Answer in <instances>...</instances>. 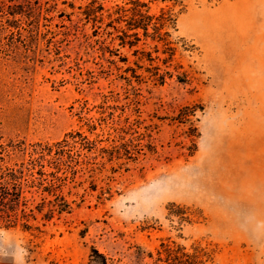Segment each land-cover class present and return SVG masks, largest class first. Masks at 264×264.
Masks as SVG:
<instances>
[{
  "label": "rangeland",
  "instance_id": "obj_1",
  "mask_svg": "<svg viewBox=\"0 0 264 264\" xmlns=\"http://www.w3.org/2000/svg\"><path fill=\"white\" fill-rule=\"evenodd\" d=\"M134 1L0 8V264H264V0Z\"/></svg>",
  "mask_w": 264,
  "mask_h": 264
},
{
  "label": "trees",
  "instance_id": "obj_2",
  "mask_svg": "<svg viewBox=\"0 0 264 264\" xmlns=\"http://www.w3.org/2000/svg\"><path fill=\"white\" fill-rule=\"evenodd\" d=\"M5 1H12V0H0V8L5 5ZM136 5L139 6H145L143 2H140L138 0L134 1ZM12 14V13H9ZM138 14L140 12L138 11ZM145 17V16H144ZM143 17V18H144ZM146 18L150 19V16H146ZM135 24V23H133ZM138 25H134V27H137ZM142 28L146 32V26L147 23H142L141 24ZM137 33H134L133 35L136 36L137 38ZM57 144V149L55 150V154L61 156L62 153H65L64 149H62V146H68L69 143L67 140H62L61 142L56 143ZM47 151H51V147H46ZM125 155L128 156L129 151L128 148H124ZM58 160V161H57ZM54 161L57 163L60 162L59 157H56ZM40 175H43V172L39 173ZM9 181H6L4 184L0 182V210L3 211L4 215L2 218H4L5 222L9 225L11 223H15L16 216L14 214V210L16 209L17 205H22L23 207L26 206V200H24V197L22 196L23 190L21 189V183L18 180V176L14 175L13 173H9ZM2 178V177H0ZM42 181L43 179L35 182V179L31 180V183L33 184L34 182L40 186H42ZM10 184V186L8 185ZM42 190H46L48 192H54L56 189V186L54 183H49L48 185H43ZM55 198L59 200H62L61 196L56 194ZM58 205L51 204L50 208L48 209L46 214H51L53 211L57 210L63 211L64 208L68 206V204L63 201L62 203H57ZM5 209V210H4ZM22 211V217L25 218V222L22 224L25 228H28L29 225L27 223L28 217L30 214H27L24 209H21ZM45 216V215H44ZM91 254L89 255V259L87 264H106V257L102 254L99 253L95 248H92ZM168 255L170 252H167ZM166 261H169V264H200V260L198 257H185V259H182V257H166Z\"/></svg>",
  "mask_w": 264,
  "mask_h": 264
}]
</instances>
